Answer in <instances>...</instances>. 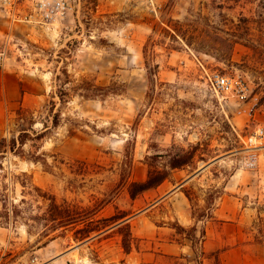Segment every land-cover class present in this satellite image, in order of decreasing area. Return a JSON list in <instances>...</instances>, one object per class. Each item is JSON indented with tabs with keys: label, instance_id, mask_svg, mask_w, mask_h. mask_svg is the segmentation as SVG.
<instances>
[{
	"label": "rangeland",
	"instance_id": "obj_1",
	"mask_svg": "<svg viewBox=\"0 0 264 264\" xmlns=\"http://www.w3.org/2000/svg\"><path fill=\"white\" fill-rule=\"evenodd\" d=\"M68 4L63 21L42 28L11 23L0 8V139L23 130L28 136L19 156L0 160V264H141L135 250L155 253L159 243L186 236L203 250L201 232L203 264H264V147L244 145L264 130V0ZM63 71L70 83L60 103L54 92ZM216 71L242 76L246 99L222 100L209 90L202 75ZM183 156L187 164L171 170ZM148 164L168 178L131 199L129 183L143 182ZM209 164L183 189L192 217L205 222L182 227L169 203L155 205L157 197ZM241 169L251 173L249 189L229 198L232 213L208 220L224 184ZM51 201L72 213V223L58 222ZM85 216L123 219L81 240L76 231ZM125 224L131 256L121 246ZM162 224L169 230L155 228ZM150 258L148 264H197L194 254Z\"/></svg>",
	"mask_w": 264,
	"mask_h": 264
},
{
	"label": "trees",
	"instance_id": "obj_2",
	"mask_svg": "<svg viewBox=\"0 0 264 264\" xmlns=\"http://www.w3.org/2000/svg\"><path fill=\"white\" fill-rule=\"evenodd\" d=\"M62 76L64 77V81H63V86H57L54 92V96L57 97V99L59 100L60 103H64L65 99L68 95L66 89L64 88V85L70 83V81L68 80V74L66 73V71H63ZM60 79H61V75H56L55 76V81L56 83H60ZM104 90V89H102ZM85 91H89V89H85ZM53 96V98H54ZM51 103V112H53V108L55 107V103L54 102H50ZM19 119L21 121H24L26 118L23 114H20ZM52 126L56 127L59 124V114L58 113H53L52 114ZM33 124V123H31ZM48 127L46 126L44 129H47ZM47 131V130H46ZM44 133L45 132H41V133H34V137L33 140H40L41 138L44 137ZM27 133L26 130H23L19 133V135L16 138H11L10 140H6V139H0V160L2 159L3 155L6 153H12L14 155H18L21 153L22 151V147L25 145L26 140H27ZM1 162V161H0ZM187 164V159L186 157H178L176 159H174L171 164L169 165L171 170H175V169H180L181 167H183L184 165ZM0 170H2V166L0 163ZM168 178V172H166L165 170H157L155 168H152V166L150 164H148V171H147V176L146 179L143 182H131L129 183V188H128V193L131 199H135L138 195L155 189L157 188L160 184H162L163 181H165ZM185 197L189 200V196L184 193ZM50 210L58 212L60 215H62L59 218V223H63V222H69L72 223V221L74 220V217L72 215V213H70L67 209H63L60 208L57 204H55L53 201H51ZM89 216H85L84 218H82V220H86ZM89 219V218H88ZM123 219L122 217H111L109 219H105V220H93L92 218L87 220V223L84 225V227L80 230H77L76 233L77 234H81V240L87 239L90 237V234L94 233H101L103 232L106 228H109L110 226H112L113 224H115L116 222H118L119 220ZM104 221H111L110 224L107 225H101V223ZM119 228H123V233L121 234L122 240H121V246L122 249L124 251L125 254H128L131 250V234L128 230V226L127 224L123 225V227H119ZM173 229L176 231V233L178 235H185V229L182 228L179 225H176L175 227H173ZM193 233L196 232L195 228H191L190 229ZM195 235V234H194ZM193 237L195 239L196 236ZM203 237H204V233L201 232L200 233V240L198 241V243L203 241ZM186 239H188L191 243V248H192V252L195 255V258H197V264H203V260L205 258V254L202 251V248L200 246L198 252L194 249V242L193 239H191V237L186 236ZM215 260L217 261V258H215ZM218 264V263H217Z\"/></svg>",
	"mask_w": 264,
	"mask_h": 264
},
{
	"label": "crops",
	"instance_id": "obj_3",
	"mask_svg": "<svg viewBox=\"0 0 264 264\" xmlns=\"http://www.w3.org/2000/svg\"><path fill=\"white\" fill-rule=\"evenodd\" d=\"M4 90L6 91L9 86H11V81L10 79H6L5 82L3 83ZM210 164L206 166H202L194 174L191 176L187 175L184 178H182L180 181H176L175 184H171L170 188H168L166 191H163L162 194H160L157 197V201L155 202V205H160L163 203H169L170 206V212L174 216V219L183 227L187 226H194L196 225L197 229V224L198 223H204L205 221H196L194 217H192L191 212H190V201L185 197L183 193L184 187H186L190 182L193 180L200 178L202 175L210 169ZM182 172V170L178 171V173ZM251 173L244 171L243 169L241 170H236L234 171L229 179L226 181L223 187L224 196L218 198V204L216 206V209L213 210V217H210L208 220H216V219H222L223 216H228L229 214L227 213H232L233 210H228L227 205L229 204L230 200L229 198L232 199H237L236 197H233L232 194L237 193L239 190H241L242 187H249L247 184H249V175ZM163 185L158 187L157 190H159ZM241 201V200H240ZM242 202V201H241ZM201 206L205 203L203 200L200 201ZM242 210H245L244 208ZM228 211V212H226ZM139 214L136 215V217ZM206 223L207 225L209 224V221L207 219ZM157 230H169L168 228L165 227V224L162 225H157L155 227ZM183 239V242L181 240ZM181 240L179 241H170L168 243H159V248L156 249V252L154 253H146V252H138L134 251V254L136 255H141V259L139 262L141 264H148L152 263L153 258H150L153 256L159 257V258H165V259H171L174 261H180V260H185L188 259L192 254V248H191V243L188 239L182 237ZM205 239V235L203 237V240ZM133 240V239H132ZM131 240V243H132ZM190 244H187V243ZM201 244H203V252H207L206 248V241H202ZM132 245V244H131ZM133 254V251H131L128 255L131 256ZM205 259L203 260L204 263ZM187 264H190L189 262Z\"/></svg>",
	"mask_w": 264,
	"mask_h": 264
},
{
	"label": "built area",
	"instance_id": "obj_4",
	"mask_svg": "<svg viewBox=\"0 0 264 264\" xmlns=\"http://www.w3.org/2000/svg\"><path fill=\"white\" fill-rule=\"evenodd\" d=\"M0 8L11 23H23L39 27L53 26L66 18L68 0H0ZM0 61V67H1ZM206 86L222 100L233 98L246 99L248 86L240 75H227L220 72H204ZM245 147L257 149L264 147V130H257L244 140ZM35 259L30 263L34 264Z\"/></svg>",
	"mask_w": 264,
	"mask_h": 264
},
{
	"label": "water",
	"instance_id": "obj_5",
	"mask_svg": "<svg viewBox=\"0 0 264 264\" xmlns=\"http://www.w3.org/2000/svg\"><path fill=\"white\" fill-rule=\"evenodd\" d=\"M215 162V161H214Z\"/></svg>",
	"mask_w": 264,
	"mask_h": 264
}]
</instances>
